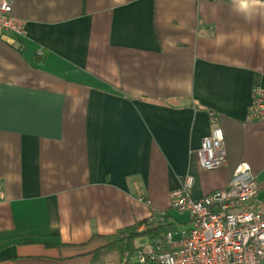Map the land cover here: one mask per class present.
<instances>
[{
    "label": "crops",
    "instance_id": "1",
    "mask_svg": "<svg viewBox=\"0 0 264 264\" xmlns=\"http://www.w3.org/2000/svg\"><path fill=\"white\" fill-rule=\"evenodd\" d=\"M229 2L13 0L26 35L0 37V264H146L191 225L170 191L187 175L193 198L226 188L241 162L264 211V119L247 118L264 19ZM214 124L226 163L205 170Z\"/></svg>",
    "mask_w": 264,
    "mask_h": 264
},
{
    "label": "built area",
    "instance_id": "2",
    "mask_svg": "<svg viewBox=\"0 0 264 264\" xmlns=\"http://www.w3.org/2000/svg\"><path fill=\"white\" fill-rule=\"evenodd\" d=\"M13 0H0V37L26 35L25 22L12 13ZM251 121L264 119V89L255 85L247 110ZM201 168L212 170L226 163L223 130L212 125L197 149ZM192 177L170 191V206L187 212L191 225L174 241L165 236L168 248L157 244L146 251V264H262L264 260V211L249 208L258 183L246 162L239 163L226 188L199 198L189 194Z\"/></svg>",
    "mask_w": 264,
    "mask_h": 264
},
{
    "label": "clouds",
    "instance_id": "3",
    "mask_svg": "<svg viewBox=\"0 0 264 264\" xmlns=\"http://www.w3.org/2000/svg\"><path fill=\"white\" fill-rule=\"evenodd\" d=\"M229 10L246 23L264 19V0H230Z\"/></svg>",
    "mask_w": 264,
    "mask_h": 264
},
{
    "label": "trees",
    "instance_id": "4",
    "mask_svg": "<svg viewBox=\"0 0 264 264\" xmlns=\"http://www.w3.org/2000/svg\"><path fill=\"white\" fill-rule=\"evenodd\" d=\"M36 59H38V57H36ZM121 234H125L126 235V238L122 241L125 248L129 249L130 247V238L134 237L135 235L139 234L138 231L135 230V227H127L125 228ZM121 240V239H120Z\"/></svg>",
    "mask_w": 264,
    "mask_h": 264
}]
</instances>
